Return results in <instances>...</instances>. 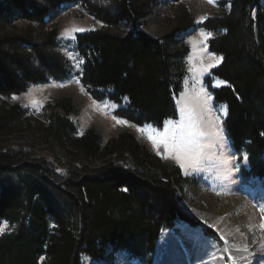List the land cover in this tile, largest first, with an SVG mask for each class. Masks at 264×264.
<instances>
[{
    "label": "trees",
    "instance_id": "16d2710c",
    "mask_svg": "<svg viewBox=\"0 0 264 264\" xmlns=\"http://www.w3.org/2000/svg\"><path fill=\"white\" fill-rule=\"evenodd\" d=\"M40 1V2H39ZM74 0H0V99L31 86L64 81L70 71L59 54L58 31L32 42L34 26L44 28L49 13ZM100 27L75 37L81 61L80 82L93 100L118 107L115 117L136 126L160 128L177 117L182 61L187 48L173 34L152 38L142 22L154 0H75ZM178 3L180 0H168ZM261 0H222L220 13L201 28L215 34L208 51L221 59L212 72L223 86L211 88L216 106L226 108L223 130L241 181L258 179L264 187V9ZM224 6L229 7L224 9ZM184 9L182 3L179 4ZM24 22L20 33L13 26ZM185 10L175 32L193 26ZM54 106V105H53ZM43 111L45 131L80 157L61 176L46 161L5 147L27 114L19 104L0 102V264H80V257L101 260L110 249L140 264H153L156 243L177 222L215 232L181 205L187 183L177 167L160 165L129 134L102 146L95 129L77 136L69 120L70 99ZM88 161H100L90 169ZM73 163V162H71Z\"/></svg>",
    "mask_w": 264,
    "mask_h": 264
},
{
    "label": "rangeland",
    "instance_id": "374dc122",
    "mask_svg": "<svg viewBox=\"0 0 264 264\" xmlns=\"http://www.w3.org/2000/svg\"><path fill=\"white\" fill-rule=\"evenodd\" d=\"M222 0H154L148 16L142 22L141 30L152 38H162L173 34L180 46L187 48L182 61L180 93L176 99L177 117L169 124L166 121L160 128L150 125L136 126L115 117L117 106L108 101L97 102L92 99L80 82L81 61L75 47V37L97 30L100 24L88 15L77 1H67L58 10L51 11L44 28L34 26L32 42L43 41V34L51 28L58 31V52L66 61L70 78L64 81H49L43 85L31 86L21 95L10 99L1 98L3 105L19 104L27 112L20 131L11 135L5 147L20 150L31 159L46 161L61 176H66L70 167L80 169V157L65 143L49 137L45 131L43 111L46 106L56 107L63 98L70 99L74 113L69 120L77 129V136L93 128L101 136L102 146L121 134L132 135L146 147L159 161L160 165L177 167L187 183L178 192L181 205L188 214L196 217L212 229L216 236L209 237L199 228L177 222L175 232L164 231L156 243L153 264H264V187L255 177L241 181L238 166L230 152L222 123L226 116L223 105L216 106L209 87L220 88L223 84L214 79L212 72L218 68L221 59L208 52L207 33L200 26L204 19L218 16ZM40 2V1H39ZM184 5V9L179 4ZM264 9V0L260 1ZM229 7H225L227 10ZM193 17V26L185 31L175 32L178 19L183 11ZM27 24L17 22L13 33H20ZM85 31H73V29ZM215 57V59H213ZM214 64L201 74L198 70ZM190 69H192L190 71ZM211 97V99H209ZM54 105V106H53ZM191 111L195 116L197 129L205 135L200 138L199 163L193 164L183 154L184 167L181 168L172 148L170 130L181 121V109ZM223 139H220V136ZM155 141V146L152 142ZM167 141L168 149L164 142ZM73 162V163H71ZM100 161L86 162L93 169ZM81 175L92 176L90 171ZM5 232V226L2 228ZM80 264H139L124 253H111L109 249L104 258L95 261L86 256L80 257Z\"/></svg>",
    "mask_w": 264,
    "mask_h": 264
},
{
    "label": "snow or ice",
    "instance_id": "6c2138e0",
    "mask_svg": "<svg viewBox=\"0 0 264 264\" xmlns=\"http://www.w3.org/2000/svg\"><path fill=\"white\" fill-rule=\"evenodd\" d=\"M209 3H212V0H209ZM73 31H80L83 32L85 29H73ZM204 39H207L211 36V33H202L201 34ZM215 59V57H213ZM214 64L208 65L206 68L202 67L198 71L203 74L206 72L209 68L214 67ZM192 69H190L191 71ZM211 99V97H209ZM170 124L171 121H168ZM205 134L197 129L196 123H195V116L194 114L189 111L185 113V110L181 109V121L170 130V136H171V142H172V148L177 153L175 156V159L177 163L180 164L181 168H183L184 161L181 158V154L191 161L193 164L199 163V156H200V138L203 137ZM220 139H223V136L221 135L219 137ZM150 140H152L154 146L155 141L152 139V137H149ZM165 149H168V143L167 141L164 142ZM261 212L264 213V208L261 209ZM262 219H264V216H262ZM261 228L264 229V224H261ZM3 229H0V232H2Z\"/></svg>",
    "mask_w": 264,
    "mask_h": 264
}]
</instances>
